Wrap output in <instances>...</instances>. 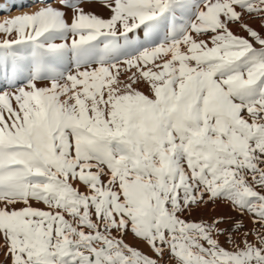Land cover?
<instances>
[{"label":"snow or ice","instance_id":"6c2138e0","mask_svg":"<svg viewBox=\"0 0 264 264\" xmlns=\"http://www.w3.org/2000/svg\"><path fill=\"white\" fill-rule=\"evenodd\" d=\"M35 3L0 20V264H264V0Z\"/></svg>","mask_w":264,"mask_h":264},{"label":"rangeland","instance_id":"374dc122","mask_svg":"<svg viewBox=\"0 0 264 264\" xmlns=\"http://www.w3.org/2000/svg\"><path fill=\"white\" fill-rule=\"evenodd\" d=\"M17 2L19 3L20 0L19 1L17 0ZM23 2L25 5L24 7H19V8L14 7L12 8L10 12H0V20L5 19L6 17L19 15L24 12L35 11L36 7L38 6L36 5L35 0H23ZM5 3H7V0H0V5H4ZM97 11H100V10L97 9ZM222 214H230V213H228V210L223 207H219L213 210L212 207L209 206V208L203 213H200V212L194 213L191 219H199L201 215H203L205 219H209L214 215H222ZM0 260H2V257H0Z\"/></svg>","mask_w":264,"mask_h":264},{"label":"bare ground","instance_id":"6f19581e","mask_svg":"<svg viewBox=\"0 0 264 264\" xmlns=\"http://www.w3.org/2000/svg\"><path fill=\"white\" fill-rule=\"evenodd\" d=\"M19 1V0H18ZM0 6H3V5H0ZM101 14H103V15H107L106 13H101Z\"/></svg>","mask_w":264,"mask_h":264}]
</instances>
